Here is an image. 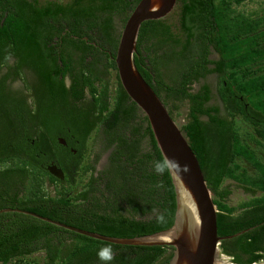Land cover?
Wrapping results in <instances>:
<instances>
[{
	"label": "trees",
	"instance_id": "trees-1",
	"mask_svg": "<svg viewBox=\"0 0 264 264\" xmlns=\"http://www.w3.org/2000/svg\"><path fill=\"white\" fill-rule=\"evenodd\" d=\"M140 1L0 0V73L8 69L0 79V210L21 209L114 238L173 227L171 174L155 172L163 155L115 62L122 29ZM248 1L254 0H179L177 30L167 18L145 22L135 55L174 119L178 104L188 103L182 129L214 194L219 236L242 233L220 245L235 264L264 262V13L236 10ZM212 74L219 76L224 115L211 105L208 83L194 92ZM18 81L24 87L15 90ZM87 88L92 99L85 104ZM85 105L94 106L93 120ZM106 152L108 164L95 176ZM53 165L63 180L50 173ZM228 180L251 199L229 206ZM105 244L29 215L0 214V264L41 252V264H105L97 255ZM110 245V264H169L174 256L170 246Z\"/></svg>",
	"mask_w": 264,
	"mask_h": 264
},
{
	"label": "water",
	"instance_id": "water-1",
	"mask_svg": "<svg viewBox=\"0 0 264 264\" xmlns=\"http://www.w3.org/2000/svg\"><path fill=\"white\" fill-rule=\"evenodd\" d=\"M179 0H141L125 23L115 57L119 79L128 96L143 113L151 126L158 147L164 157L187 165L183 175L171 172L176 191V215L173 227L144 237L114 238L82 230L39 214L6 208L2 213H20L96 240L122 246H170L174 256L169 264H235L232 258L221 253L224 239L218 231V208L200 162L190 146L186 133L172 117L164 101L144 79L135 63L137 44L142 25L147 21L166 19L177 8ZM50 173L61 180L63 171L49 167ZM226 262V263H225ZM254 264H264L254 263Z\"/></svg>",
	"mask_w": 264,
	"mask_h": 264
},
{
	"label": "rangeland",
	"instance_id": "rangeland-1",
	"mask_svg": "<svg viewBox=\"0 0 264 264\" xmlns=\"http://www.w3.org/2000/svg\"><path fill=\"white\" fill-rule=\"evenodd\" d=\"M42 3H45L47 1H61L64 3L70 2L71 0H40ZM236 10L239 12H243L245 14H251V15H262L264 13V0H254V1H248L246 3H244L242 6L236 7ZM179 10L176 8L174 10V12L172 14H170L167 17V20L170 24L173 25L174 30H177L178 25H179ZM113 77V76H112ZM206 83H208L214 90L216 89L215 87V83H214V78H208L205 80ZM13 87L15 90L17 89H22L24 87V83L21 81L15 82L13 84ZM198 86H196L195 89H197ZM180 106V110L179 112H175V120L178 122V124L182 127L187 123V116H188V103L184 102V103H179L178 104ZM237 122L238 125H241L244 127V130L247 131L248 133H253L252 129L250 128L249 124L244 123L243 121H241L239 118H237ZM91 143V142H90ZM92 145V143L90 144V146ZM97 153H101L100 148H97L96 150ZM89 154L91 155V152H89ZM262 155V154H261ZM106 159L107 156H104V153L101 157L100 162L97 165L98 171H101L102 169H104L105 165H106ZM247 167V166H246ZM250 170L252 169L251 167H248ZM88 175L85 176V178H83L82 180H79L78 182V188L77 189H81V187L83 185H85V183L88 181ZM225 185H231L232 189H233V194L229 197V199L227 200V204L231 207H236L246 201H249L251 199V194L247 193L244 189L240 188L237 184H235L234 182L228 180ZM50 191L55 194L54 191V187H50ZM44 253H37L34 254L30 257L27 258H23V259H19L17 261H13L10 264H41L44 261Z\"/></svg>",
	"mask_w": 264,
	"mask_h": 264
},
{
	"label": "flooded vegetation",
	"instance_id": "flooded-vegetation-1",
	"mask_svg": "<svg viewBox=\"0 0 264 264\" xmlns=\"http://www.w3.org/2000/svg\"><path fill=\"white\" fill-rule=\"evenodd\" d=\"M211 59H214V60L218 59V55H217V53L213 52V54H212V56H211ZM14 61H15V59H14L13 57L10 58V60H9V64L13 65V64H14ZM211 67H212V66H211ZM7 74H8V69H7V68H3L2 72L0 73V79H1L2 77L6 76ZM26 74L29 75V73H26ZM208 78H214V83H215V87H216L215 90L212 88V89H213V94L215 95V97H214V100L211 102V105H219V106H221V108H222V109H221V110H222V114L224 115V114H225L224 106H223L222 102L219 100V96H218L219 76H218L217 74H212V75H209V76L207 77V79H208ZM10 81H12V78L8 79V84H10ZM110 82H111V84H112L111 92L114 94V92H115V87H116V82H117L116 72H114V75H113L112 79L110 80ZM204 83H206V82H205V81H202L201 84H195V85H194V92L199 91L200 88H201V86H202ZM67 84L70 85V80H69V79L67 80ZM196 86H198L197 89H195ZM91 99H92V98H91V95H90V91H89V89L87 88V89H86V94H85L84 103L87 104L88 102H90ZM81 108H82L83 110H85L86 112H88V116L90 117L91 120H93L95 117H97V114H95V108H94V106L85 105V106H81ZM140 115L142 116V118H143V117H146L143 113H141V111H140ZM94 116H95V117H94ZM91 139H92V137L90 138V140H91ZM90 140H89V141H90ZM59 142L62 143L63 145H65V146H67V142H66L64 139L60 138V139H59ZM74 152H76V151H74ZM109 154H110V152H106V153H104V156H105V155L107 156L105 167H106L107 164H108ZM105 167H104V169H105ZM104 169H102L101 171H103ZM99 172H100V171H98V168H97V171H96L95 176H98V173H99Z\"/></svg>",
	"mask_w": 264,
	"mask_h": 264
},
{
	"label": "clouds",
	"instance_id": "clouds-1",
	"mask_svg": "<svg viewBox=\"0 0 264 264\" xmlns=\"http://www.w3.org/2000/svg\"><path fill=\"white\" fill-rule=\"evenodd\" d=\"M154 170L159 175L171 173L173 171L177 174L183 175L189 171V168L187 165L181 167L178 161L167 157L165 154L162 159L154 162ZM158 186L162 187L163 185ZM97 255L100 260L105 262V264H110V262L115 258V252L110 244L102 246Z\"/></svg>",
	"mask_w": 264,
	"mask_h": 264
},
{
	"label": "bare ground",
	"instance_id": "bare-ground-1",
	"mask_svg": "<svg viewBox=\"0 0 264 264\" xmlns=\"http://www.w3.org/2000/svg\"><path fill=\"white\" fill-rule=\"evenodd\" d=\"M226 263V262H225Z\"/></svg>",
	"mask_w": 264,
	"mask_h": 264
}]
</instances>
